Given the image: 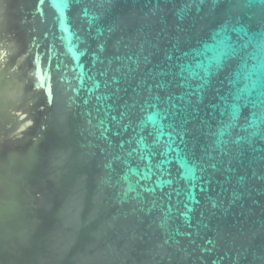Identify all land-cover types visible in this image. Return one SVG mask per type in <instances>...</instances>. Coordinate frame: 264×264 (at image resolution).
<instances>
[{"label":"water","instance_id":"95a60500","mask_svg":"<svg viewBox=\"0 0 264 264\" xmlns=\"http://www.w3.org/2000/svg\"><path fill=\"white\" fill-rule=\"evenodd\" d=\"M0 264H264V0H0Z\"/></svg>","mask_w":264,"mask_h":264},{"label":"trees","instance_id":"16d2710c","mask_svg":"<svg viewBox=\"0 0 264 264\" xmlns=\"http://www.w3.org/2000/svg\"><path fill=\"white\" fill-rule=\"evenodd\" d=\"M8 68V67H7Z\"/></svg>","mask_w":264,"mask_h":264}]
</instances>
